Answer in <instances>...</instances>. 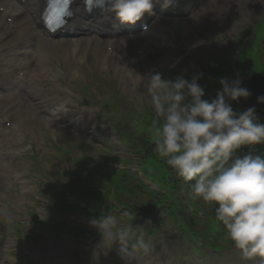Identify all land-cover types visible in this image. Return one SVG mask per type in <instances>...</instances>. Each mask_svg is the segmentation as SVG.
Instances as JSON below:
<instances>
[{
    "label": "rangeland",
    "instance_id": "374dc122",
    "mask_svg": "<svg viewBox=\"0 0 264 264\" xmlns=\"http://www.w3.org/2000/svg\"><path fill=\"white\" fill-rule=\"evenodd\" d=\"M237 1L215 0L205 6L202 11L197 13L193 18H190L186 23L184 21H160V27L163 29L161 39L154 40L147 38L146 40L150 44L139 47L136 44H132L130 49L136 48L137 51L132 49L131 53L127 55V62L118 63L117 68L119 71L112 70L113 65L106 62L102 63L99 61L100 66H98V59L91 57V54L86 49L76 48V51H80L77 54L79 56L78 59H80L77 64L68 59L61 48L53 50L57 59L52 60L51 58L46 63V66L55 65L52 72L58 73L59 76L53 75L51 83L60 88L62 93L60 98L65 103H72L68 100L69 97L72 98L74 108L67 107V110L86 109L85 115L87 121L89 118L95 129H97L96 133H98L99 140H94L95 142L93 143L91 142V138L84 132L67 126L61 121L49 124L45 123L41 129L35 130L34 139H27L34 147L35 154L33 160L36 161L37 166L43 170V174L46 176L45 181L39 176H33L32 180L30 179L31 175H27L28 164L30 162H18L17 164L19 166L17 173H22L23 178L28 180V183L27 186L16 187V191L18 194H21L22 191H27L25 196L30 199L27 205L36 206L44 211L42 216H37L34 213V218L28 221L27 226L23 227L22 224L18 226L20 231L18 233L21 236H28L32 233L29 230V224L32 226L39 224L38 226L41 228L40 234L43 237L41 244L46 254L39 255V259L31 260L33 264H60V261L55 259V251H59L60 249L65 252L71 251L69 243L64 242L65 238L63 236L58 235L56 239L49 236L48 227L44 222L49 219L50 221L59 222L62 226L72 227V229H74V225L76 224L75 220L69 221L71 215H68L64 210L54 212L46 205V200L42 199V187L39 186V183L44 184L47 188H52L75 179L78 183H82L80 186L75 187L78 191L82 192L81 186L89 188L92 191L95 189L102 191L104 189L102 183H98V187L95 186V176L85 173L88 176L75 177V169H77L79 164L85 165L84 167L80 165L81 170H84L90 168L91 164L97 163L98 161L91 158L93 155L101 163V154L105 153L106 150H111L112 152L109 155L115 157V159L119 158V164L111 159L107 163H101L102 165L116 170H129L130 168L134 169L136 166H139L138 164L141 163L135 151L140 148L136 146L135 139L138 142L142 138L149 144L154 142L153 135L150 132L153 116L147 104L144 85L139 76H147L155 69L163 74H172L173 79L176 76L185 74V78L191 80L194 73L206 72L211 63L218 64L226 59L228 47L232 46V43L237 38L243 42L241 43L242 47H247L250 36L247 30H249L251 25L257 23L260 16H264V0L261 2H258V0ZM258 36H260V33H258ZM166 44H170V46L166 47ZM263 53L260 52L258 46L253 49L252 55L256 62L260 63V60L257 59L261 58ZM152 56L154 57L153 60ZM149 57H151L150 62L145 61ZM262 61H264V54ZM263 72L262 70L260 73ZM107 101L116 103L114 110L112 107V110L108 111ZM76 102H79V105ZM115 108H121L120 119L117 116L120 111ZM103 114L105 116L102 117ZM107 118L111 121L118 119L119 122L115 124L117 128L121 129L116 134L108 128L107 122L110 121ZM139 122H141L144 130L146 128L145 131L140 133L141 136L135 131V125ZM115 137L119 138L120 142L123 139H126L127 142L122 141L121 144H118L114 141ZM101 139L102 141L109 142L113 148L102 145V141L100 143ZM80 143L82 145L79 149L78 145ZM59 147L66 148L64 153L61 152L62 150H59ZM18 149L22 155H29L27 142H21ZM69 150L72 151L71 154ZM74 154L76 157H83L80 158L82 163H73L72 166ZM140 155L142 156L143 154ZM152 156H155L154 152ZM120 157L126 160L121 161ZM142 162L144 163V160ZM128 172L131 179V181H128V187L133 190V203L147 204L151 198L146 197L147 190L144 186L143 189L138 188V186L146 185L154 189L158 188L153 181L145 176L142 177V173L136 171V169L134 171L129 170ZM164 172L166 173L165 170ZM114 176L117 177L116 181L123 180L122 174H115ZM30 181L37 185L29 186ZM92 181L95 184H92ZM123 182L125 181L123 180ZM113 192L114 188L112 196ZM107 195L108 192H105V197ZM64 196L67 201H64L63 204L71 202L73 205L78 204L83 208H91V210L96 207L100 209L99 206L102 205L101 201L103 200L101 198L98 201L99 204L96 206L89 202H82L78 197H71L70 193L65 192ZM7 202L5 197L0 193V205L7 208L10 205ZM15 204H17V199ZM100 210H103V208ZM119 213L124 214L120 209ZM59 214L60 217H58ZM22 218L23 216L20 214H14L13 222L10 224L9 229H6V232L13 231L15 223L22 220ZM120 219L127 221L123 217ZM91 220L89 219V221ZM133 224L142 226L143 222L139 218ZM147 225L153 229L150 233L154 237L157 250L151 255H138L135 264H150L152 261L154 264H195L197 262L199 264H247L246 260L242 259L239 252L231 244H221L224 250L222 249L218 252L192 250L189 241L184 235H181L178 226L172 220L166 217L163 218L162 214L159 215V218L157 217L156 222L147 223ZM88 228L96 230L90 224ZM77 229L78 234L75 235L78 243L75 248V252L78 254L76 258L77 264H95V262H97L96 264H109L111 255L108 256L106 254L105 256V253L94 255V247L101 240L99 233L94 234L93 231L91 232V236H89L88 232L82 230V238H80L78 237L80 230L79 228ZM54 247L55 249H52ZM85 249L87 252L84 251ZM113 249L118 252V245H115ZM237 253L239 255H236ZM33 254L34 252H31L30 257ZM36 254L38 253L36 252ZM18 255L20 254L18 253ZM81 255H91V260L93 261L80 258ZM102 255L103 259L98 262L97 256ZM240 258L242 261H240ZM119 261L122 264V261ZM192 261L195 263H192Z\"/></svg>",
    "mask_w": 264,
    "mask_h": 264
},
{
    "label": "clouds",
    "instance_id": "9594fccd",
    "mask_svg": "<svg viewBox=\"0 0 264 264\" xmlns=\"http://www.w3.org/2000/svg\"><path fill=\"white\" fill-rule=\"evenodd\" d=\"M108 11L121 23L136 24L151 14L154 0H108ZM167 6V0L166 4ZM153 120V152L180 178L179 192L192 201L214 204L215 219L242 259L264 264V156L252 149L264 144V123L254 107L242 112L233 102L250 97L242 78H219L214 98H205L202 73L191 80L185 74L165 78L153 69L141 77ZM264 104V95L257 97ZM248 148V154L237 153ZM132 217L135 213L127 211ZM3 218L13 222L4 212ZM100 213L90 221L100 237L94 255L119 245L122 264H135L138 255L156 252L154 237L146 227Z\"/></svg>",
    "mask_w": 264,
    "mask_h": 264
},
{
    "label": "bare ground",
    "instance_id": "6f19581e",
    "mask_svg": "<svg viewBox=\"0 0 264 264\" xmlns=\"http://www.w3.org/2000/svg\"><path fill=\"white\" fill-rule=\"evenodd\" d=\"M83 0H74L73 1V5H71V18H69L67 20V22L65 23L64 26H83L86 25L85 22H83L82 20H86V19H91L93 21H95V23L91 24V28H82L85 32L87 33H94V35L89 38H87L85 41V45H87L88 49L91 48L94 50L95 54L99 55V50L103 51V56L101 58V61H105L107 60H112L114 62V66L112 67V70L115 71H119V69L117 68V63H116V59L119 58L121 59V56H119L118 54H120L121 51H123L124 47L125 49H128L132 44L136 43L138 40H140L139 38H130V37H126V38H121L118 37L119 33L122 30H115V28L110 29V31H108V35L109 37H99V35L102 33L103 29H105L106 27H102V25H107L108 24V9L106 8V6L108 5L107 2L104 3V1L106 0H101V5L103 4V6L101 8H95V9H90V10H86L83 8V5H81ZM163 2V5L166 4V0H161ZM214 0H211V2H213ZM246 0H238L237 2H243ZM249 1V0H247ZM261 2L263 0H258V2ZM173 0H167V6H171L173 4ZM0 4H3L2 7V11L0 12V26H4V30L2 33H0V61L2 62L3 65V72L4 74L7 73V69L10 68L9 66V58L7 55H12L15 58L22 60L23 62H20L17 64L16 69H23V70H31V77L32 80H34V78L36 77V75L38 74L39 70L42 69V67L48 63V61L51 59L52 54L50 53L49 49H52L55 47V42L52 41H48L47 38L42 37L37 28L42 27V20H41V15H42V10H43V6L44 3L42 0H36L33 4L29 5L27 4L26 7L18 9V11L16 12H8V9L11 7H14L15 4L12 2V0H0ZM156 5V1L154 0L153 6ZM82 9V10H81ZM157 9V8H156ZM166 10H169V8H165ZM96 10H101L104 12V14L102 16L99 17H92L91 16V12L92 11H96ZM110 14H113V12H110ZM6 18H10L11 19V23L5 21ZM74 19H79L80 22H75ZM117 25H119L117 23ZM120 26H123L122 23H120ZM146 26L149 27L150 26V22L146 23ZM152 33L154 35H158L161 32V28L159 26H157L156 24H152ZM8 30L10 31H14L13 34H15V42L19 43L23 38L22 33L24 32L27 34L28 39V43L24 42L23 46L21 49H9L10 47L7 46L6 42L4 40L7 39L6 35L8 33ZM123 32V31H122ZM124 34V32L122 33ZM2 37L4 38V40L2 39ZM36 37H39L38 41L36 40ZM33 40H35V46L37 45V47H35L31 57H29L30 55V49L32 47V42ZM64 43L62 44H68V42L63 41ZM57 43L60 44V41H58ZM138 43V42H137ZM28 44V46L26 45ZM139 44V45H138ZM137 45L140 46L142 45L140 42ZM109 46L111 48L110 52L104 51L103 49L105 47ZM99 49V50H98ZM32 50V49H31ZM73 51H71L72 53ZM142 53V52H141ZM142 55L144 56V54L142 53ZM36 56V60L34 62H32V57ZM145 57V56H144ZM153 56H152V60H153ZM8 59V60H5ZM151 57H149V59L145 60V61H149L150 62ZM122 60V59H121ZM123 61L126 63L127 62V56L124 55L123 57ZM31 66H37L38 70L33 69ZM27 78V73L24 74V79ZM5 85V84H4ZM5 91H10L9 88H3ZM36 91H40L37 90ZM11 100V108L13 105H16L18 100H19V96H14V97H10ZM37 100L42 101L44 100V98L40 97V95L37 96ZM10 108V109H11ZM26 113H29L28 111H26ZM27 116H31L32 118L36 119L33 115L31 114H27ZM37 120V119H36ZM21 122H26L27 119L26 118H22L20 120ZM44 122H50L48 120H43Z\"/></svg>",
    "mask_w": 264,
    "mask_h": 264
},
{
    "label": "trees",
    "instance_id": "16d2710c",
    "mask_svg": "<svg viewBox=\"0 0 264 264\" xmlns=\"http://www.w3.org/2000/svg\"><path fill=\"white\" fill-rule=\"evenodd\" d=\"M212 70L217 74L218 73L217 70L219 69L218 68L216 69V67L214 66V69L212 68ZM246 77L250 79V82L244 81L245 83H243V85L246 86V88L248 87L249 89H251L256 97L264 95V77L256 76V74H253L249 71L246 72ZM244 80H246L245 77ZM260 149H261V153L264 154V146H262Z\"/></svg>",
    "mask_w": 264,
    "mask_h": 264
},
{
    "label": "snow or ice",
    "instance_id": "6c2138e0",
    "mask_svg": "<svg viewBox=\"0 0 264 264\" xmlns=\"http://www.w3.org/2000/svg\"><path fill=\"white\" fill-rule=\"evenodd\" d=\"M70 15V13H68Z\"/></svg>",
    "mask_w": 264,
    "mask_h": 264
}]
</instances>
